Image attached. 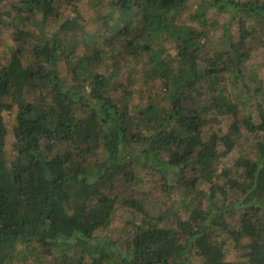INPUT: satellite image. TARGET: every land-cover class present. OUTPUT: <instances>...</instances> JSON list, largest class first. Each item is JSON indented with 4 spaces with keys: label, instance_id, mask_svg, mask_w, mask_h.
<instances>
[{
    "label": "trees",
    "instance_id": "obj_1",
    "mask_svg": "<svg viewBox=\"0 0 264 264\" xmlns=\"http://www.w3.org/2000/svg\"><path fill=\"white\" fill-rule=\"evenodd\" d=\"M188 1L0 0V33H13L0 55V264H232L227 244L264 264L263 64L244 68L264 48V0H202L184 19ZM241 141L252 156L216 176ZM139 170L186 220L138 196ZM119 210L122 248L99 236Z\"/></svg>",
    "mask_w": 264,
    "mask_h": 264
},
{
    "label": "rangeland",
    "instance_id": "obj_2",
    "mask_svg": "<svg viewBox=\"0 0 264 264\" xmlns=\"http://www.w3.org/2000/svg\"><path fill=\"white\" fill-rule=\"evenodd\" d=\"M202 0H189L186 8L182 14V17L184 19L187 18V15L189 14V12L191 10H194L197 6V4L201 3ZM78 12L80 14V16L83 18V21L86 22V24L88 25V28H90L92 30V32L96 31L98 28V25L100 24L99 22H97L96 17H94L95 15H93L92 11L90 10L89 6H87V1H83L80 2L78 4ZM70 8H66L64 9V12H67L68 14L72 15L73 12H69ZM74 15V14H73ZM205 17L207 18V21L209 20H215L218 21L220 24L223 21V18L225 17V14L223 13H215V10H207L205 12ZM94 20V21H93ZM194 24V23H191ZM231 32L232 34L235 36L237 35V27L236 25L231 27ZM11 31L9 30H2L0 33V55L3 56L4 54H6L8 51V47L12 44V39H11ZM214 38L213 40H217L220 36V31L217 30L214 32ZM212 46V43L210 44ZM173 49H169L168 54L172 53ZM262 63L263 65L261 67L258 68V65ZM246 69H255L258 68V74L260 79L264 80V48L259 46L256 50H254V52L251 55V58L247 61L245 67ZM60 72L62 75L66 74V69L64 67H60ZM264 83V82H263ZM142 90L140 88H138V92L137 94H140ZM143 101L142 103H145L144 99L140 98V95H137L134 99V102H138V101ZM261 100V99H260ZM248 111V113H250V115L252 116V118L257 121V113L255 111V109L253 108L252 105H250L246 112ZM11 116H8L7 114L5 115V120L6 122L10 120ZM8 126V125H7ZM259 137L254 136L251 140L250 143H255L257 141H259ZM9 144H10V138L7 139V148H9ZM252 150L250 148V144L245 143V142H239L237 143L236 147L232 150V152L227 155L225 158H221L218 163L216 164V173L215 175L218 176L219 172L221 171V169L223 167H230L239 156L244 155V154H248L250 157L252 156L251 154ZM139 175L145 179L146 183L143 184L142 186H140L138 189V196L139 197H143L146 198L147 203H151V205H155L156 208L159 209L160 205H171V203H173V208H171L173 211L175 209H177L178 215L183 219L186 220L185 216H186V212L183 208H181V206H179L180 203V197L176 196V195H168L167 193H164L163 190L161 189L160 186V181H158V185L155 184V181L159 180L157 176H155V174H150L149 172L145 171V170H139ZM201 189L203 191H205L206 193L208 192V186L207 184H203L201 185ZM143 193V194H140ZM130 194V193H128ZM173 200V202H172ZM166 204H165V203ZM180 203V204H179ZM222 205V204H221ZM152 209V208H151ZM156 210V209H155ZM126 217L128 218V215L126 213H124L123 211L119 210L117 211V217L113 220L112 225L110 226V228L108 229L107 232H103L102 234H100L99 236H101V238H108L112 239L113 242H115L116 244L120 245V248L123 247V242L124 239H126L129 236V227L125 226V223L127 222ZM122 244V245H121ZM232 245L227 244L226 248H227V259L228 261L232 262V264H240L241 258L240 255L242 254L243 250H238L235 249L233 247H231ZM22 259H15L14 262H12L11 264H26L23 261H21ZM49 263L50 264H56L54 259L52 257H50L49 259ZM28 264H32L31 259L28 260ZM189 264H202V261L200 259H198L197 257L193 258V260L189 263Z\"/></svg>",
    "mask_w": 264,
    "mask_h": 264
}]
</instances>
